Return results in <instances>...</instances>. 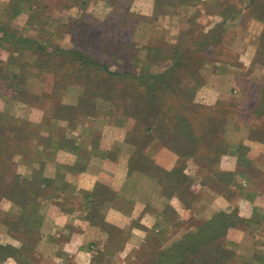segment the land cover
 <instances>
[{
  "label": "rangeland",
  "instance_id": "rangeland-1",
  "mask_svg": "<svg viewBox=\"0 0 264 264\" xmlns=\"http://www.w3.org/2000/svg\"><path fill=\"white\" fill-rule=\"evenodd\" d=\"M8 1L0 0V36L7 37L3 29L13 32L0 41V139L22 141L3 164L12 179L5 190L0 182V245L9 235L25 246L37 238L28 226L36 204L25 209V202H11L20 192L13 176L30 183L37 201L42 168L54 171L57 151L64 149L77 156V171L104 155L122 157L137 174L127 181L133 196L163 187L182 198L180 211L164 212L163 206V217L151 211L158 224L150 227L134 216L121 229L104 223L109 240L94 254L96 264H155L158 251L213 221L221 236L208 244L210 251L189 253L187 264H264V101L257 98L264 96V0H48L38 8L18 0L15 9ZM72 48L82 50V59L126 75L113 86L115 80L98 79L99 93L92 95L95 88L90 91L85 81L97 76L95 63L75 54L73 63L66 53ZM172 65L174 71L164 74L171 88L158 90L153 103L145 89L153 79L146 76ZM121 85L125 96L112 90ZM221 101L225 113L218 110ZM177 115L192 121L184 130L192 137L183 134L171 143L172 130H155V119L173 128ZM226 154L237 158V169L218 162ZM174 156L179 160L171 184L162 170ZM229 218L234 224L220 227ZM132 233L145 234V240ZM11 251L0 250V264ZM31 251H25L30 258Z\"/></svg>",
  "mask_w": 264,
  "mask_h": 264
},
{
  "label": "crops",
  "instance_id": "crops-1",
  "mask_svg": "<svg viewBox=\"0 0 264 264\" xmlns=\"http://www.w3.org/2000/svg\"><path fill=\"white\" fill-rule=\"evenodd\" d=\"M249 144L258 148L260 143L250 140ZM57 152L54 161L55 170L48 173L46 166L42 168V177L45 179L39 189L42 197L35 202L36 206L28 211L32 214L31 220H33V222L28 220V226L37 232V238L31 242L32 244L25 246V242L20 238L17 240L9 235L4 243L9 245V249H12L14 252H11L14 254L8 255L1 264H32L31 262L33 264H72V262L96 264L94 254L103 249L109 240L107 238L109 233L103 232L104 223L108 220L121 229L125 228L127 220L134 216L135 219H141L139 224L144 227L150 224V227L155 223V218L149 214L151 211L156 217H163L161 212L163 206L164 212H168L170 207L174 210L176 208L175 211L181 210L179 207L182 198L179 192L175 190L164 192L159 172L155 173V178L159 177L157 181L162 187L161 190L157 188L154 192L153 187L150 190L145 188L143 192L133 196L131 192L128 193L127 181L129 179L132 181L131 177L137 174L134 171L129 172L122 157L109 159L104 155L101 160L93 159V162L77 171L75 168L78 166L75 165L77 156L67 153L64 149H59ZM177 156H174L175 161L168 166L169 168L165 167L162 170L165 174L168 173L169 182L170 172L177 167L179 160ZM222 161L228 162L227 170L233 171L238 160L234 155L226 154L221 155L218 160L221 163ZM179 169L182 170L181 167ZM181 174L184 176L183 173ZM55 179H58L57 184H48ZM61 184L64 190L59 188ZM256 195L262 196L261 193L255 194V199ZM163 196L167 200H164ZM252 199L248 197L246 200L250 203ZM131 235L132 238L142 237L139 242L145 240V234ZM29 249L32 250L31 258L25 253ZM124 254H119L117 258H122Z\"/></svg>",
  "mask_w": 264,
  "mask_h": 264
},
{
  "label": "trees",
  "instance_id": "trees-1",
  "mask_svg": "<svg viewBox=\"0 0 264 264\" xmlns=\"http://www.w3.org/2000/svg\"><path fill=\"white\" fill-rule=\"evenodd\" d=\"M30 3H31V6L33 7H41L42 5L43 6H47L48 4V0H46V4H42L41 1L44 2V0H28ZM52 0H50L51 2ZM15 3H18V0H11V1H8L7 2V5L8 6H12L13 5V9L16 8V6L18 4H15ZM12 4V5H11ZM19 10H16L15 13H17ZM4 33L7 34V37L5 36H0V41L2 42L4 39H8L10 38V36L13 35V32H11L10 30L8 29H3ZM120 50V48L118 49ZM115 51L112 53V56L117 58L119 57V51ZM61 51V50H59ZM62 52V51H61ZM66 53H69V54H72V57L70 58V60H72V62L74 63V58L75 56H78L79 58H81V61H86L87 63L89 62L90 64H94L95 63V66L92 67L93 70H95V72H97V76H96V73H95V76L96 77H86V81L85 83L87 82L88 84V87L90 88V91L91 89L95 88V90H93L94 94L92 93V95H96L98 92H96L97 89H99L101 87V83L103 82V80L106 82L108 80H115L113 82V84H111V86H113L114 84H116L115 82H120L121 79L123 78L122 75H126L124 74V72H120V71H115V70H111L109 69L106 64H98L97 63V60H88V59H82V58H85L84 55L82 54V50H78V49H69V51H67ZM73 54H75V56L73 57ZM175 63V62H174ZM178 63V62H177ZM91 65H87V67H85V69L89 68ZM176 65H172V67H170L169 69H166V70H163L162 72H159V73H156L154 75L150 74V75H145L146 76V79L148 80H152L153 79V83L150 85V84H147L145 83V89H148L150 90V92L148 91L147 94H146V98H148L149 100H151L153 103L154 101L157 100L158 96H157V91L158 90H164V92L167 91V88H171L170 86L172 85L168 80H166L164 78V74L167 72L168 74L172 73V71H174ZM81 72V71H80ZM78 74H75V77L79 75ZM166 73V74H167ZM69 74H67L68 76ZM130 76H134V74H130ZM140 77V76H138ZM98 79H103L101 81H98ZM140 83V82H139ZM118 84V83H117ZM122 87L121 88H112L113 91H116V92H122L124 94V87L123 85H121ZM88 89V88H87ZM186 95H189L191 90H184ZM86 92V90H85ZM88 92V91H87ZM115 92V93H116ZM114 93V94H115ZM86 94V93H85ZM125 96V94H124ZM85 95L83 96L82 98V95H81V100H80V104H82L86 99H84ZM107 99L109 101H111L113 103V100L114 98H111L110 96H106ZM120 99H126L125 97H122V96H119ZM127 97V96H126ZM128 98V97H127ZM257 98L260 99V101H264V96H261L260 97V94L258 93L257 95ZM111 99V100H110ZM129 99V98H128ZM111 103V104H112ZM217 104H220L218 106V110L220 111H223L224 113L228 110V108L226 107H223L221 106V104H226L225 102H222L221 103H217ZM185 105V104H184ZM188 105V103H186V106ZM154 107V105H152ZM64 107V106H63ZM156 107V106H155ZM213 110V107H211ZM180 118V119H179ZM191 121V120H190ZM189 121V119H187L186 117L184 116H179L177 115V118L175 117V121L173 122V128H170L169 126H167V123H161V121L156 118L155 119V130L159 131L160 129H169V130H172L170 133H168L169 135L172 134L173 135V138L172 139H169V141L172 142H176L177 140H179L181 138V135L183 134H186L188 137H192V133L190 132L189 134V131H191L190 129H187V132L184 133V130H185V126H188V127H191V122ZM177 124V125H176ZM165 131V130H164ZM167 131V130H166ZM165 131V132H166ZM33 132V135H34V131L32 130ZM37 133V132H36ZM159 134V132H157ZM167 134V135H168ZM29 136V135H28ZM40 137V136H39ZM201 137V135L198 136V139ZM197 139V140H198ZM195 140V139H193ZM196 140V141H197ZM11 139H7L5 137V140L3 138L0 139V182H3V186L2 188L5 190L8 186V181L10 180L11 181V177L8 175V168L5 169V166L3 167V164H6L7 161H8V164H9V161H10V157L12 156L11 153H13V147L18 143L19 144V141H22L20 139H14L12 141V143L10 142ZM167 144V143H165ZM170 143H168L169 145ZM200 144L199 142L197 141V147H199ZM7 153L10 157H7ZM177 173H181L180 170H176ZM14 180H15V183L16 185H14L15 189L19 190L20 192H17V195L15 196H11L10 199L12 200L11 202L15 203L16 205L20 206L22 205L24 202L25 204L24 207L26 206V208H29L30 205H33L35 202H36V192L32 190V188H30L29 186V182H27V184L24 182L25 180L22 181L23 177H21L20 175H14L13 176ZM181 179H184L183 176H181ZM180 181V180H179ZM175 183L176 184V180H174V178H172V183L173 184ZM26 201H29L30 203H27ZM21 207V206H20ZM25 208V209H26ZM23 210V208H21ZM220 217V216H217V218ZM233 218H230L228 219L227 223H223V225H221L220 227H223L225 226V228L227 226H229L231 223L234 224L233 222ZM216 223H213L212 222H204V224H200L198 227V229L196 231H190L188 232L187 234H185L180 240L176 241V242H173L167 249H161L160 251L157 252L156 256H155V264H187V257H188V254H197L199 255L201 252H208L210 251L209 250H206L208 244L212 241V240H215L216 238L220 237V232L218 229L214 228L213 226H215ZM219 228V227H217ZM209 247V246H208ZM7 248H10L9 246L7 245H0V250L1 249H7ZM205 248V249H204ZM9 250H12V249H9ZM11 253V252H10ZM222 258V255H220V257L218 259H215L216 261L220 260ZM192 259H196V258H192ZM150 264H154V263H150Z\"/></svg>",
  "mask_w": 264,
  "mask_h": 264
}]
</instances>
